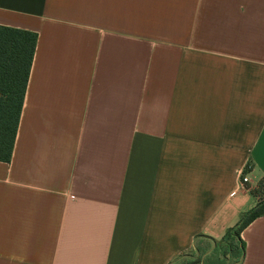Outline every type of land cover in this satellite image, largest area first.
Wrapping results in <instances>:
<instances>
[{
    "label": "crops",
    "instance_id": "1",
    "mask_svg": "<svg viewBox=\"0 0 264 264\" xmlns=\"http://www.w3.org/2000/svg\"><path fill=\"white\" fill-rule=\"evenodd\" d=\"M0 26L36 33L0 264H169L256 204L264 0H0ZM240 238L264 264V214Z\"/></svg>",
    "mask_w": 264,
    "mask_h": 264
},
{
    "label": "trees",
    "instance_id": "2",
    "mask_svg": "<svg viewBox=\"0 0 264 264\" xmlns=\"http://www.w3.org/2000/svg\"><path fill=\"white\" fill-rule=\"evenodd\" d=\"M35 41L34 32L0 26V161L7 162L11 155ZM263 189L264 176L250 190L258 198L256 204L241 212L220 239L202 236L209 243L206 256L193 245L169 264H240L244 253L240 232L264 214Z\"/></svg>",
    "mask_w": 264,
    "mask_h": 264
},
{
    "label": "rangeland",
    "instance_id": "3",
    "mask_svg": "<svg viewBox=\"0 0 264 264\" xmlns=\"http://www.w3.org/2000/svg\"><path fill=\"white\" fill-rule=\"evenodd\" d=\"M262 192L264 193V189ZM197 249H198V254H203L204 256H206L207 252L209 251L207 244H205V245L202 244L201 246L199 244V247Z\"/></svg>",
    "mask_w": 264,
    "mask_h": 264
},
{
    "label": "built area",
    "instance_id": "4",
    "mask_svg": "<svg viewBox=\"0 0 264 264\" xmlns=\"http://www.w3.org/2000/svg\"><path fill=\"white\" fill-rule=\"evenodd\" d=\"M240 180H241V182H245V181H247V178H246V176L245 175H240Z\"/></svg>",
    "mask_w": 264,
    "mask_h": 264
}]
</instances>
